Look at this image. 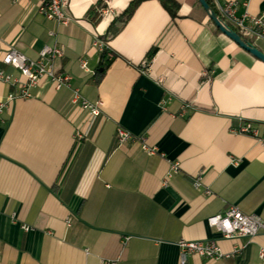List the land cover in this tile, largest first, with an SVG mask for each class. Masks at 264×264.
Returning a JSON list of instances; mask_svg holds the SVG:
<instances>
[{
	"label": "crops",
	"instance_id": "obj_1",
	"mask_svg": "<svg viewBox=\"0 0 264 264\" xmlns=\"http://www.w3.org/2000/svg\"><path fill=\"white\" fill-rule=\"evenodd\" d=\"M132 1L67 0L62 24L40 15L38 0H0V71L20 77L1 63L11 47L35 60L57 45L55 67L70 78L59 90L42 80L0 114L1 264H263L264 234L225 239L207 218L235 206L264 220V144L238 133L248 123L264 137V64L197 0H175V17L143 1L124 21ZM211 1L264 14V0ZM244 37L264 54V37ZM15 90L0 81V102ZM119 129L133 139L117 145ZM181 240L240 251L208 260L183 254Z\"/></svg>",
	"mask_w": 264,
	"mask_h": 264
},
{
	"label": "built area",
	"instance_id": "obj_2",
	"mask_svg": "<svg viewBox=\"0 0 264 264\" xmlns=\"http://www.w3.org/2000/svg\"><path fill=\"white\" fill-rule=\"evenodd\" d=\"M66 5L67 0H38V13L48 20H55L66 24L69 21L63 13V8ZM214 7L217 16L242 38H245L244 35L246 34L264 37V14L249 16L245 13L242 16H236L237 3L232 1L224 3L214 1ZM100 14L105 17L112 16L115 13L111 8H104L100 10ZM50 34L52 35V33ZM93 45L99 52L106 54L108 60L112 59L113 56L107 51L103 41L95 39ZM62 55V50L57 45H45L39 51L38 58L35 60L27 58L15 48H9L3 54L1 63L18 70L20 77L14 78L0 71V81L16 88L15 91L8 93L5 99L0 102V114L16 99L30 98L31 89L39 85L42 80H49L56 90L62 87H69L70 78L59 74L55 67V62ZM80 65L82 68H85V61L81 60ZM74 100L79 103L83 110L89 111L92 116L96 117L100 114V103L91 104L84 99H80L76 91H74ZM238 133L249 135L264 144V137L260 138L258 130L252 127L251 124H243L239 128ZM132 139V136L128 132L122 129L117 131V145H122ZM152 152V150H149V153ZM172 171L176 172L177 167L174 166ZM193 186L196 189L204 186L200 175L193 177ZM204 192L209 196L212 195L208 187L204 188ZM70 222V219L66 220L67 225ZM207 225L219 232L225 239L238 237L252 238L259 234H264V220L254 214H242L235 206H229L223 214L207 218ZM22 228L26 231L29 229L25 226ZM178 246L183 254H193L208 260L227 259L238 254L240 251L236 248L230 253H224L216 243L211 241L181 240L178 242ZM258 258L264 264V248L259 250ZM181 264H184V261Z\"/></svg>",
	"mask_w": 264,
	"mask_h": 264
},
{
	"label": "water",
	"instance_id": "obj_3",
	"mask_svg": "<svg viewBox=\"0 0 264 264\" xmlns=\"http://www.w3.org/2000/svg\"><path fill=\"white\" fill-rule=\"evenodd\" d=\"M204 10L208 19L212 22L215 28L224 36L229 38L232 42H234L241 49L249 53L251 56L259 60L264 64V54L249 43L247 40L242 38L239 34H237L233 29H231L228 25H226L216 14V12L211 8L206 0H197Z\"/></svg>",
	"mask_w": 264,
	"mask_h": 264
},
{
	"label": "trees",
	"instance_id": "obj_4",
	"mask_svg": "<svg viewBox=\"0 0 264 264\" xmlns=\"http://www.w3.org/2000/svg\"><path fill=\"white\" fill-rule=\"evenodd\" d=\"M143 1H148V0H134L132 1L129 6L127 7V9L125 10V12L123 13V20L126 21L134 12L136 6ZM162 6L164 7V9L172 16L175 17L177 14V11L179 9V4L177 3V1L175 0H158ZM207 4L211 7L214 8V5L212 3L211 0H206ZM87 18H89L90 20L96 21V19L98 18V14H97V10L95 8H92L89 10L88 14H87ZM218 31V30H217ZM154 54V50H152L149 53V59L153 56Z\"/></svg>",
	"mask_w": 264,
	"mask_h": 264
}]
</instances>
